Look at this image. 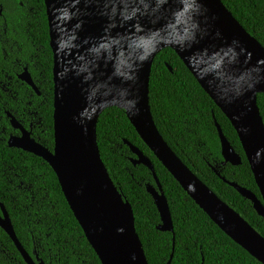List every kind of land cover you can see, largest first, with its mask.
Masks as SVG:
<instances>
[{
  "label": "water",
  "instance_id": "water-1",
  "mask_svg": "<svg viewBox=\"0 0 264 264\" xmlns=\"http://www.w3.org/2000/svg\"><path fill=\"white\" fill-rule=\"evenodd\" d=\"M44 6L53 59V149L39 144L10 114V125L20 136H10L7 145L49 165L100 263L147 264L132 207L113 184L97 145L100 115L116 108L211 222L264 264V238L175 155L157 130L149 104L154 59L171 49L235 130L260 199L221 177L222 181L264 218V123L257 105V96L264 94V48L221 0H44ZM18 79L40 95L27 69ZM215 126L223 165L239 166L241 156L216 122ZM124 143L135 156L132 164L153 175L155 186L147 184L146 192L159 214L157 230L173 234L153 164ZM0 228L26 264H43L34 262L20 245L2 205ZM171 259L172 254L167 264Z\"/></svg>",
  "mask_w": 264,
  "mask_h": 264
},
{
  "label": "trees",
  "instance_id": "trees-1",
  "mask_svg": "<svg viewBox=\"0 0 264 264\" xmlns=\"http://www.w3.org/2000/svg\"><path fill=\"white\" fill-rule=\"evenodd\" d=\"M221 2L264 48V0ZM0 7V205L9 215L18 242L34 262L101 264L49 165L7 145L9 135L16 133L7 117L10 114L24 128L31 126V137L39 144L53 149V59L44 0H0ZM24 69L40 96L18 79ZM149 90L153 121L167 145L203 184L264 238V218L221 179L260 199L238 136L171 49L155 57ZM257 105L264 123V94L257 96ZM215 122L241 156L239 166L223 165ZM96 138L113 184L132 207L147 264H167L171 254L170 264H260L223 234L188 197L142 142L122 110L109 108L100 115ZM124 141L153 164L169 206L173 234L157 230L159 214L146 192L147 184L155 186L153 175L146 167L132 164L135 156ZM0 264H26L1 228Z\"/></svg>",
  "mask_w": 264,
  "mask_h": 264
},
{
  "label": "flooded vegetation",
  "instance_id": "flooded-vegetation-1",
  "mask_svg": "<svg viewBox=\"0 0 264 264\" xmlns=\"http://www.w3.org/2000/svg\"><path fill=\"white\" fill-rule=\"evenodd\" d=\"M31 79H32V78H31ZM32 81H33V80H32ZM38 96H40V95H38ZM25 130H26V131H31V126L29 127V129H26V128H25ZM14 131H15L16 133H15L14 135H9V137H10V136H20V132H19L18 130H14Z\"/></svg>",
  "mask_w": 264,
  "mask_h": 264
}]
</instances>
